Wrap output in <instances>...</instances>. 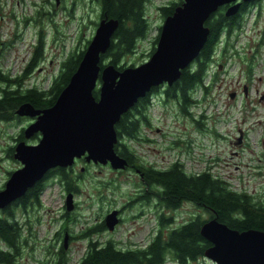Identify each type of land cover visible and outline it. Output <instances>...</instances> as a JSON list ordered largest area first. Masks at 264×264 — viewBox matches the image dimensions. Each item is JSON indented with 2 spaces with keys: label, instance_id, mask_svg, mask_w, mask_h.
<instances>
[{
  "label": "rangeland",
  "instance_id": "obj_1",
  "mask_svg": "<svg viewBox=\"0 0 264 264\" xmlns=\"http://www.w3.org/2000/svg\"><path fill=\"white\" fill-rule=\"evenodd\" d=\"M73 1L0 0V68L11 75L21 73L41 32L42 56L25 84L46 89L57 74L59 61L73 49L82 48L94 34L97 26L94 23L99 22L95 4L89 0L74 4ZM170 1H147L146 17L150 29L146 38L137 44L135 53L125 58V67L139 65L149 58L152 41L164 20L158 7ZM51 2H55V7ZM230 41L233 46L222 56L220 50L224 41L221 37L205 79L208 82L214 72L215 82L204 98L190 107L192 117L184 115L175 101L164 100L160 87L151 94V106L147 109L151 126H145L141 131L142 136L152 141L134 142L131 147L146 165L163 169L179 160L187 172L209 167L214 175L226 180L233 188L264 200V99H261L264 94V0L244 13L242 28L232 34ZM245 85L247 94L244 93ZM202 95L200 89L193 94L197 100ZM21 118L0 120V187L7 179V171L21 166L19 161L5 154V149L16 143L14 138L21 128L31 121L29 117ZM37 140L32 136L26 142L33 144ZM174 141L180 142L174 145ZM68 178L77 188L72 194V210L67 211L65 207L64 181L60 182L54 176L47 179L41 195L42 205L18 214L21 224L32 227L31 235L27 227H23V234L29 236L28 245L22 249L21 264H49L50 254L64 242V238L56 239L55 234L66 219L64 213L70 216L68 232L76 237L86 228L97 225L98 215L106 208L121 207L136 197L141 185L138 175L130 170H115L85 160L78 161L69 170ZM191 211L196 213L185 205L174 219L183 220ZM133 213L134 205L125 211L124 217ZM146 217L143 222L126 218L113 232L106 229L95 237L100 241L111 238L126 244L132 227L148 224ZM201 217L207 218V213L202 211ZM66 239L65 256L69 264H77L85 251V240ZM166 264L177 263L167 258ZM187 264L216 263L200 258Z\"/></svg>",
  "mask_w": 264,
  "mask_h": 264
},
{
  "label": "trees",
  "instance_id": "obj_2",
  "mask_svg": "<svg viewBox=\"0 0 264 264\" xmlns=\"http://www.w3.org/2000/svg\"><path fill=\"white\" fill-rule=\"evenodd\" d=\"M77 1L84 3L85 0H74L73 4ZM89 1L98 7L97 18L99 20L105 18L118 21L110 46L104 54H101L100 65L103 68L107 64H111L121 70L125 67V58L135 53L137 44L146 38L150 29L146 17L148 0ZM261 1L242 2L238 11L228 16L225 15V11L229 5L220 6L205 22L209 29L205 44L197 57L181 70L178 80L172 85L164 84L153 87L149 93L139 98L128 111L123 113L115 124L117 143L114 145V149L126 161L123 169L130 168L131 172L137 174L140 179L142 177L145 181V183L142 182L146 188L140 194L141 199L154 198L160 202L161 206L172 211L182 202H187L196 213L178 226L169 227L170 218L166 219V242L159 235L145 251L122 250L119 244L111 238L100 241L95 236L106 231L104 225L86 228L84 232L78 233L79 235L76 236L85 240V251L77 264H162L167 258H171L177 264H187L200 258L206 259L204 252L211 246V243L200 234V228L205 221L210 219H216L238 231L247 229L264 231L263 199H256L246 191L233 188L226 180L214 175L209 167L197 172H187L184 164L179 160H174L163 169L146 165L131 147L134 142L152 141L142 136L141 131L143 127L151 126L147 109L151 106V94L157 92L160 87H162L161 93L164 100L175 101L184 115L192 117L190 107L201 101L215 82L214 72L208 82H205V79L221 37H223L224 45L220 52L222 56H225L228 48L233 46L230 37L242 28L244 13L252 7H257ZM182 2L183 0H172L168 4L158 7L163 19L173 14L174 9ZM51 3L55 7V2ZM25 20L28 21L31 18H25ZM96 24L94 23V25ZM161 26H158V33L152 41L149 56L155 50ZM40 33L30 60L21 73L11 75L0 68V120L22 119L16 113V109L23 103H30L37 109L51 107L58 94L68 84L90 41V39L87 40L82 48L73 49L59 61L57 74L53 76L51 84L43 89L34 84L30 86L25 84V80L42 56L44 42ZM129 66L134 65L130 64ZM198 89L203 93L200 100L193 96ZM94 95L96 98L98 97V90L94 91ZM201 117L203 116L201 115ZM23 130L24 128H21L17 137L14 138L16 141L14 146H8L5 149L7 157L14 158V147L19 141L26 142ZM33 138L39 139V134H35ZM179 142L174 141L173 143L177 145ZM70 167H56L49 170L43 179L37 181L23 196L0 210V264H21L22 249L28 245V236L32 234V227L26 226V223L21 224L18 214L28 213L42 205L41 195L47 186L48 178L57 176L60 182L64 181L66 190L70 191L74 186L68 178ZM11 172L12 170L7 171V177ZM202 211L207 213V218L202 219ZM162 215L159 216L161 222L164 220ZM65 218L61 229L55 233L58 240L63 239L65 235L69 239L76 238L75 235L68 232L69 214H66ZM23 227H27L29 235L23 234ZM162 227L163 223L160 224V229H163ZM63 249V245L58 244V247L50 254L49 264H69Z\"/></svg>",
  "mask_w": 264,
  "mask_h": 264
},
{
  "label": "water",
  "instance_id": "obj_3",
  "mask_svg": "<svg viewBox=\"0 0 264 264\" xmlns=\"http://www.w3.org/2000/svg\"><path fill=\"white\" fill-rule=\"evenodd\" d=\"M248 1L251 0H183L173 14L164 18L149 58L121 70L111 64L101 68V54L110 46L118 21L100 19L75 72L54 104L37 109L23 103L16 109L19 116L32 120L23 130L24 139L35 134L39 139L33 144L22 140L15 145L13 157L21 166L11 172L0 189V210L23 196L49 170L71 166L77 158L123 169L126 161L114 149L115 124L121 115L153 87L172 85L178 80L181 70L205 44L209 33L205 22L212 13L229 5L225 15H232L242 2ZM72 199L69 192L65 197L67 211L74 207ZM116 214L114 210L106 216L110 229L117 221ZM200 234L211 243L204 256L216 264H264V231H238L210 219L201 225Z\"/></svg>",
  "mask_w": 264,
  "mask_h": 264
},
{
  "label": "flooded vegetation",
  "instance_id": "obj_4",
  "mask_svg": "<svg viewBox=\"0 0 264 264\" xmlns=\"http://www.w3.org/2000/svg\"><path fill=\"white\" fill-rule=\"evenodd\" d=\"M245 91H246L245 94H247L246 85H245ZM261 99H264V94L261 96ZM81 160H85L84 157H81L80 159L75 160L74 164L70 167L69 170L73 169L75 164ZM105 165H108L110 167L108 163ZM125 169L130 170V168H127V167ZM115 170H123V169H115ZM139 180H140L141 185L138 187L140 189L137 190L136 197L126 202V204L122 205L121 207L106 208L105 211L99 214L98 215L99 217L96 219V221H98L97 226L104 225L108 231L113 232L117 226L123 224L126 221V218L131 217L134 220H140L141 222H143L144 216H147L146 223L148 224H146L145 226L141 224L140 227L137 226L134 228L132 227L130 229V231L128 232V237L130 239L127 241L126 244L124 243L119 244L116 239L114 240L116 243L119 244L120 249L122 250L132 249L134 251H145L151 246L155 238L159 235L162 238V240L166 242V219L170 218V222H168V226H178L182 224L183 222H185V220L188 217L190 218L191 215L195 214V213L192 214V211H191L187 218H184L183 220H180V221H176L174 219V216L178 214V212L182 209L183 206L185 205L190 206V204L187 202H182L176 209H174V211H172V210L167 209L166 207L161 206L160 202L154 198L143 200L141 199L140 194H142V192L145 191L146 186L145 184H143L145 183V181L143 180L142 177L141 179L139 177ZM64 192L66 194L71 192L74 195V193L77 192V189L75 188V186H73L70 191L65 189ZM132 205H134V213L132 215L130 214L129 216L124 217L125 211L129 208L131 209ZM114 210L117 211V214H116L117 221L115 222L113 228L110 229L106 225L105 219H106V216ZM160 215L164 217V220H162V222L159 219ZM64 216L66 217L65 213L63 214V217ZM162 223H163V227H162L163 229H160V224ZM138 228L140 229L138 230ZM123 241H126V239ZM62 245L64 248H66V245H64V243ZM162 264H166V259H165V262H163Z\"/></svg>",
  "mask_w": 264,
  "mask_h": 264
}]
</instances>
